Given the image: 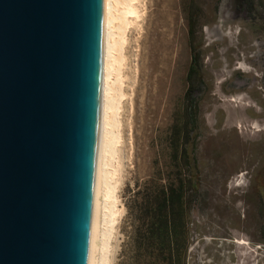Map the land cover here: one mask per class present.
<instances>
[{
    "label": "rangeland",
    "instance_id": "rangeland-1",
    "mask_svg": "<svg viewBox=\"0 0 264 264\" xmlns=\"http://www.w3.org/2000/svg\"><path fill=\"white\" fill-rule=\"evenodd\" d=\"M137 7L114 128L121 214L100 264H162L146 240L150 208L153 194L180 177L187 207L175 264H264V0H138ZM189 104L193 131L189 142L180 139L176 160L171 142Z\"/></svg>",
    "mask_w": 264,
    "mask_h": 264
},
{
    "label": "water",
    "instance_id": "water-1",
    "mask_svg": "<svg viewBox=\"0 0 264 264\" xmlns=\"http://www.w3.org/2000/svg\"><path fill=\"white\" fill-rule=\"evenodd\" d=\"M102 0H0V264H87Z\"/></svg>",
    "mask_w": 264,
    "mask_h": 264
},
{
    "label": "bare ground",
    "instance_id": "bare-ground-1",
    "mask_svg": "<svg viewBox=\"0 0 264 264\" xmlns=\"http://www.w3.org/2000/svg\"><path fill=\"white\" fill-rule=\"evenodd\" d=\"M137 1L102 0L99 164L87 264H100L101 261L108 260L111 239L109 229L121 214L116 195L121 170L120 163H115L119 160L120 134H115L114 128L121 101L125 97L119 89L124 82L122 49L126 43L128 26L140 18ZM116 24L121 25L118 32L114 31Z\"/></svg>",
    "mask_w": 264,
    "mask_h": 264
},
{
    "label": "trees",
    "instance_id": "trees-1",
    "mask_svg": "<svg viewBox=\"0 0 264 264\" xmlns=\"http://www.w3.org/2000/svg\"><path fill=\"white\" fill-rule=\"evenodd\" d=\"M189 33L195 34V24L189 20ZM191 68L188 73V88L186 99L189 102L194 93V83L197 72ZM194 109L189 104L184 111V122L182 126L174 131L172 145L173 158L178 160L180 139L182 143L190 141L193 131ZM184 152V150H183ZM186 152V151H185ZM178 181V182H177ZM187 197L184 191V179L172 180L167 186H162L153 194L152 207L150 208L151 221L149 222L148 240L156 251L157 261L168 264H175L178 256V245L185 230L184 214L187 207ZM140 245V244H139ZM178 253V254H177Z\"/></svg>",
    "mask_w": 264,
    "mask_h": 264
}]
</instances>
